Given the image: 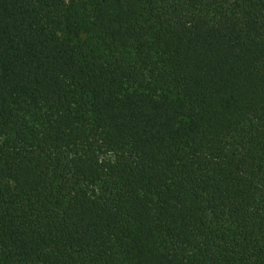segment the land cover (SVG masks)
I'll use <instances>...</instances> for the list:
<instances>
[{
	"label": "trees",
	"instance_id": "16d2710c",
	"mask_svg": "<svg viewBox=\"0 0 264 264\" xmlns=\"http://www.w3.org/2000/svg\"><path fill=\"white\" fill-rule=\"evenodd\" d=\"M0 264H264V0H0Z\"/></svg>",
	"mask_w": 264,
	"mask_h": 264
}]
</instances>
